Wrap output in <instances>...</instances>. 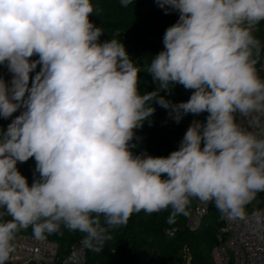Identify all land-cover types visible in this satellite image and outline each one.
<instances>
[{"label":"clouds","instance_id":"1","mask_svg":"<svg viewBox=\"0 0 264 264\" xmlns=\"http://www.w3.org/2000/svg\"><path fill=\"white\" fill-rule=\"evenodd\" d=\"M157 4L179 18L147 67L159 91L141 94V68L121 41H100L91 0H0V65L11 74L0 77V118L20 113L0 128V264L29 227L41 238L63 225L100 252L134 212L171 207V215L186 216L197 198L214 203L221 219L239 221L264 192V137L237 119L264 113L256 68L264 45L255 35L264 0ZM175 84L193 90L187 101L161 94ZM153 103L176 123L208 115L168 156L134 154L130 142L151 123ZM30 158L38 173L31 184L17 168Z\"/></svg>","mask_w":264,"mask_h":264},{"label":"trees","instance_id":"2","mask_svg":"<svg viewBox=\"0 0 264 264\" xmlns=\"http://www.w3.org/2000/svg\"><path fill=\"white\" fill-rule=\"evenodd\" d=\"M94 13L89 19L104 34L100 41L117 39L121 41L129 56L138 67L140 83L138 90L141 94L154 90L159 91L157 83L147 72L153 56L164 49L163 36L166 29L175 24L179 13L160 8L157 0H133L127 7L121 4V0H91ZM256 37L264 45V21L258 25ZM31 59H38L33 56ZM264 60L261 54L257 65ZM39 70V66L37 71ZM35 73H32L34 75ZM0 77L11 79L5 65H0ZM171 90V86H170ZM191 89H185L183 85L175 84L166 98L173 103L187 101ZM156 111L150 118L151 123L145 121L142 128L135 130V137L130 142L136 145L132 149L134 154L147 152L152 156H168L177 150L183 136L193 121L204 123L208 113L184 115L183 119L176 123L169 115V111L154 105ZM19 111L8 119L0 118V128H7L11 119L19 115ZM17 168L22 175L27 177L29 184L33 182L36 165L29 159L24 163H17ZM200 200L192 198L187 208V215H171L172 209L148 214L144 211L134 212L126 225L118 226L110 230L111 239L107 240L100 252L87 249L85 264H214L212 251L217 245V234L223 226L220 212L214 203L210 204L209 212L204 216L200 224L190 229L188 223L193 210ZM264 203V192L260 193L258 200L250 207L257 208ZM4 211L3 209L0 212ZM3 219H10L4 215ZM102 222H103V218ZM169 232H174L170 237ZM22 233H32L31 227L21 230ZM82 233L71 232L63 225L58 233H45L44 237L58 245L59 261L66 257L71 247L83 239ZM6 264H12L9 260Z\"/></svg>","mask_w":264,"mask_h":264},{"label":"built area","instance_id":"3","mask_svg":"<svg viewBox=\"0 0 264 264\" xmlns=\"http://www.w3.org/2000/svg\"><path fill=\"white\" fill-rule=\"evenodd\" d=\"M256 68L258 75L264 79V60ZM237 119L246 130L264 137V113H251L247 117L237 115ZM30 159L36 165L35 159ZM259 196L260 193L247 206L248 216L245 220L223 219V226L217 234V245L212 251L214 264H264V203L257 208H250ZM210 204L198 202L188 223L190 229L200 224L208 214ZM168 235L172 237L174 232ZM15 244L16 250L9 259L12 264H55L59 261L58 245L44 236L36 238L32 233H22ZM86 259L87 249L80 240L71 247L61 264H85Z\"/></svg>","mask_w":264,"mask_h":264}]
</instances>
